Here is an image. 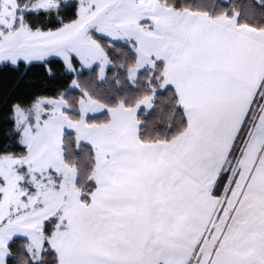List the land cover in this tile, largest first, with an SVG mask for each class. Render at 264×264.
<instances>
[{
  "label": "snow or ice",
  "instance_id": "6c2138e0",
  "mask_svg": "<svg viewBox=\"0 0 264 264\" xmlns=\"http://www.w3.org/2000/svg\"><path fill=\"white\" fill-rule=\"evenodd\" d=\"M0 264H264V0H0Z\"/></svg>",
  "mask_w": 264,
  "mask_h": 264
}]
</instances>
